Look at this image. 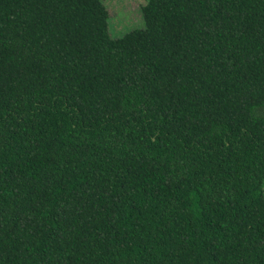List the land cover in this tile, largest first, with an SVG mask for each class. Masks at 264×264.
<instances>
[{
    "label": "trees",
    "instance_id": "trees-1",
    "mask_svg": "<svg viewBox=\"0 0 264 264\" xmlns=\"http://www.w3.org/2000/svg\"><path fill=\"white\" fill-rule=\"evenodd\" d=\"M0 0V264H264V0Z\"/></svg>",
    "mask_w": 264,
    "mask_h": 264
},
{
    "label": "rangeland",
    "instance_id": "rangeland-1",
    "mask_svg": "<svg viewBox=\"0 0 264 264\" xmlns=\"http://www.w3.org/2000/svg\"><path fill=\"white\" fill-rule=\"evenodd\" d=\"M110 19L109 32L112 38H118L125 33L144 28L143 7L148 0H103Z\"/></svg>",
    "mask_w": 264,
    "mask_h": 264
}]
</instances>
